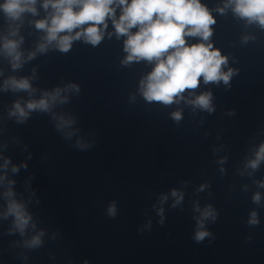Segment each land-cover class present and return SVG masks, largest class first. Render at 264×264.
Listing matches in <instances>:
<instances>
[{
  "label": "water",
  "instance_id": "1",
  "mask_svg": "<svg viewBox=\"0 0 264 264\" xmlns=\"http://www.w3.org/2000/svg\"><path fill=\"white\" fill-rule=\"evenodd\" d=\"M200 2L215 20L212 35L186 42L211 43L233 75L227 85L201 77L168 105L143 96L155 61L122 63L127 36H117L111 18L99 44L81 36L62 52L36 27L54 12L45 0L15 21L0 9V264H138L195 235L206 207L216 219L200 230L264 195V160L249 166L264 145V27L237 16L228 0ZM6 40L18 43V68ZM11 78L27 79L31 90H5ZM57 88L65 103L27 109ZM204 93L212 112L192 103ZM17 102L26 119L9 115ZM60 118L71 123L57 127ZM11 199L31 217L23 234L5 216ZM37 235L42 243L29 247Z\"/></svg>",
  "mask_w": 264,
  "mask_h": 264
},
{
  "label": "clouds",
  "instance_id": "2",
  "mask_svg": "<svg viewBox=\"0 0 264 264\" xmlns=\"http://www.w3.org/2000/svg\"><path fill=\"white\" fill-rule=\"evenodd\" d=\"M36 0H4L0 4V9L11 20L20 19L25 12L35 14L34 7ZM233 5L234 13L246 19L249 23L257 22L264 27V0H228V5ZM54 9L50 22L42 20L36 23L38 29H45L47 41L58 42L60 51L67 52L71 47L73 39L83 36L86 42L97 45L103 39L101 25L107 28V19L111 18L117 36H127L124 50L128 53L122 63L128 64L134 60L155 61V66L151 73L141 81V90L145 99L149 102L157 101L165 105L172 104L180 94L186 89H196L199 86L200 78L203 82L223 81L225 85L229 83L233 75L232 69L227 72L222 71V66L227 63V58L222 56L218 49H213L211 43H196L189 45L185 37H200L202 41H208L212 35L211 25L215 23L214 18L208 8L201 4L200 0H45L43 5ZM121 9V14L117 19L116 8ZM222 12L223 9H220ZM88 25L86 28L84 25ZM132 28H137L135 33ZM80 29L75 35L59 36L61 32L72 33L73 30ZM15 34V33H13ZM18 43L13 40H6L4 49L6 54L12 57L13 68L20 66L21 54L17 51ZM40 51L45 50V45L41 44ZM35 55L30 54V57ZM31 90V85L27 79L17 80L11 78L5 81V90ZM79 91L76 85H70ZM66 97H61V89L57 88L52 93H45L39 100L29 101L28 110H40L48 112L53 103L59 100L66 102ZM211 93H204L196 97L192 102L198 107L212 112ZM10 116L26 119L28 112L15 103L14 108L9 113ZM173 118L181 119L179 112L173 113ZM61 123L57 127H62L71 121L60 118ZM264 160V145H261L256 159L250 162V167L255 169L259 162ZM9 161H5V166ZM13 172L18 169L13 166ZM2 179V178H0ZM264 187V184L261 185ZM7 197H12L11 189L5 193ZM172 195L177 197L179 203L182 197L173 191ZM254 202L260 201V195L253 196ZM115 206L110 205L108 214L115 216ZM162 212V210H161ZM14 216V226L21 234L24 233L31 219L26 212L24 205L11 199L8 203V210L5 216ZM211 218L216 219V214L211 206L206 207L198 220V230L194 239L201 242L211 235L203 229L204 221ZM259 220L257 213L252 212L248 220L249 225H257ZM29 247H37L42 241L40 235L34 236L26 242Z\"/></svg>",
  "mask_w": 264,
  "mask_h": 264
}]
</instances>
